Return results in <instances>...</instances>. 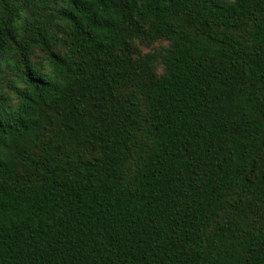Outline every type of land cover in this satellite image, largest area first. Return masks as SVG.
<instances>
[{
  "label": "trees",
  "instance_id": "obj_1",
  "mask_svg": "<svg viewBox=\"0 0 264 264\" xmlns=\"http://www.w3.org/2000/svg\"><path fill=\"white\" fill-rule=\"evenodd\" d=\"M0 74V264H264V0H0Z\"/></svg>",
  "mask_w": 264,
  "mask_h": 264
},
{
  "label": "rangeland",
  "instance_id": "obj_2",
  "mask_svg": "<svg viewBox=\"0 0 264 264\" xmlns=\"http://www.w3.org/2000/svg\"><path fill=\"white\" fill-rule=\"evenodd\" d=\"M159 44L158 43H156V44H154L153 46H151V47H143L142 48V51L143 52H148V51H152V49H153V47H156V46H158ZM160 71V70H159ZM2 74H0V87H2Z\"/></svg>",
  "mask_w": 264,
  "mask_h": 264
}]
</instances>
